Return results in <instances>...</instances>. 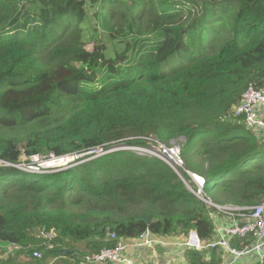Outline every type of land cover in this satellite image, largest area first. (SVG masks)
I'll use <instances>...</instances> for the list:
<instances>
[{
  "label": "trees",
  "instance_id": "1",
  "mask_svg": "<svg viewBox=\"0 0 264 264\" xmlns=\"http://www.w3.org/2000/svg\"><path fill=\"white\" fill-rule=\"evenodd\" d=\"M103 36L122 48L108 54ZM251 85L264 87V0H0V159L12 164L0 167V264H91L146 233L214 241L207 204L173 169L121 148L179 144L219 189L207 200L263 205L264 131L236 115ZM66 156L56 171L34 160ZM224 255L184 252L186 264Z\"/></svg>",
  "mask_w": 264,
  "mask_h": 264
},
{
  "label": "built area",
  "instance_id": "2",
  "mask_svg": "<svg viewBox=\"0 0 264 264\" xmlns=\"http://www.w3.org/2000/svg\"><path fill=\"white\" fill-rule=\"evenodd\" d=\"M241 103L236 108V115L244 119V126L254 131H264V116H260L262 110L264 113V87L257 89L253 85L249 86ZM121 149L146 153L167 163L181 178L187 189L207 204L210 216L215 222L216 238L214 241L205 244L195 230H191L188 236L182 240L153 238L150 233H146L139 240L132 241L130 244L120 242L116 248L105 249L100 254L89 257L87 259L88 263L137 264L135 259L129 254L131 248L149 250L160 246L164 249H181L184 251H204L221 248L225 252L223 264H236L235 262L243 257H255L256 264H264V204L253 208H241L218 206L207 200L205 198L207 180L204 176L187 168L183 159V148L179 144L165 146L159 143L158 148L152 149L141 147ZM106 153L108 152L97 151L99 156ZM67 158H70V156L53 158V160L66 161L68 160ZM35 161L38 162L39 159ZM6 166H10V164L0 159V167ZM29 168L30 170L36 169L34 167ZM249 237L253 238L251 246H245L242 249L233 247L232 241L245 240ZM47 238L53 239L54 234H48ZM111 238H115V235H111ZM35 256L41 258L39 253H35ZM228 256L231 257L230 261H227Z\"/></svg>",
  "mask_w": 264,
  "mask_h": 264
},
{
  "label": "rangeland",
  "instance_id": "3",
  "mask_svg": "<svg viewBox=\"0 0 264 264\" xmlns=\"http://www.w3.org/2000/svg\"><path fill=\"white\" fill-rule=\"evenodd\" d=\"M103 41L104 43H106V46H107V51H108V54L112 55L114 52H113V49L118 46L119 48H122V44H114V43H110L108 42V37L107 36H103ZM260 116L263 117V110L260 112ZM68 160L66 161H54L53 159L50 160V161H45V162H41V161H38L39 162V165L38 167L42 168V169H45V170H49V171H56V170H59L61 168H65L67 166H69L71 164V162L74 161V158L73 157H70V158H67ZM34 160H38V158H34ZM198 163H201L202 161H197ZM187 165V168L190 169V170H195L196 169L194 168L193 164L191 163H186ZM10 166H12V164H10ZM37 169V168H36ZM202 172H206V166L205 168L202 170ZM211 183H214V182H211ZM205 193L208 197H210L214 202L218 201L219 197H220V191L219 189L214 186V184H209L208 185V188L205 190ZM52 236V235H51ZM160 249V250H165L163 248H157L155 249V252H157V250ZM152 251L149 250V251H146V252H143V253H139L136 258H135V262L136 263H140L141 261H145V258H147V256L149 255V253H151ZM173 253V258H176V254L177 252L176 251H172ZM165 257H167L165 255ZM169 257V256H168ZM165 260V258H163ZM177 259V258H176Z\"/></svg>",
  "mask_w": 264,
  "mask_h": 264
},
{
  "label": "crops",
  "instance_id": "4",
  "mask_svg": "<svg viewBox=\"0 0 264 264\" xmlns=\"http://www.w3.org/2000/svg\"><path fill=\"white\" fill-rule=\"evenodd\" d=\"M263 116H264V113H263ZM221 223H223V221H221ZM130 242H132V241H128L126 243L130 244ZM157 248H162V247L156 246V247H153L152 249H149L152 252L149 253L147 258H145V261H141L140 263H137V264H186V261L184 258V252H185L184 250H181V249H165L162 251V250L158 249L157 252H155V249H157ZM149 250L145 249V250L141 251V250L131 248L129 250V254L135 259L139 253H143V252H146ZM172 251L177 252V254L175 255L177 259L173 258ZM137 252H139V253H137ZM165 255L167 257H165ZM163 258H165V260ZM230 259H231V257L228 256L227 261H230ZM235 263L236 264H256V258L255 257H243V258H240Z\"/></svg>",
  "mask_w": 264,
  "mask_h": 264
},
{
  "label": "water",
  "instance_id": "5",
  "mask_svg": "<svg viewBox=\"0 0 264 264\" xmlns=\"http://www.w3.org/2000/svg\"><path fill=\"white\" fill-rule=\"evenodd\" d=\"M137 221H142V222H145L146 224L150 225L152 223V218L150 216H141V217L137 218ZM57 253L68 255V256L73 255V252L67 251V250H58Z\"/></svg>",
  "mask_w": 264,
  "mask_h": 264
}]
</instances>
